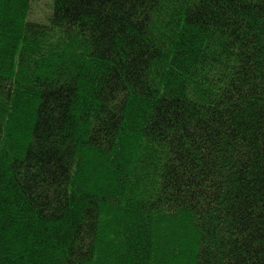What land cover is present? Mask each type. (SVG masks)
Here are the masks:
<instances>
[{
	"label": "trees",
	"instance_id": "1",
	"mask_svg": "<svg viewBox=\"0 0 264 264\" xmlns=\"http://www.w3.org/2000/svg\"><path fill=\"white\" fill-rule=\"evenodd\" d=\"M0 0V264H264V0Z\"/></svg>",
	"mask_w": 264,
	"mask_h": 264
},
{
	"label": "rangeland",
	"instance_id": "2",
	"mask_svg": "<svg viewBox=\"0 0 264 264\" xmlns=\"http://www.w3.org/2000/svg\"><path fill=\"white\" fill-rule=\"evenodd\" d=\"M33 4L30 20L45 24L51 16V5L53 0H35Z\"/></svg>",
	"mask_w": 264,
	"mask_h": 264
}]
</instances>
